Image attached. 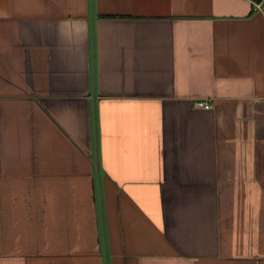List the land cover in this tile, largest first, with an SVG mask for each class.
Wrapping results in <instances>:
<instances>
[{
    "label": "crops",
    "instance_id": "crops-1",
    "mask_svg": "<svg viewBox=\"0 0 264 264\" xmlns=\"http://www.w3.org/2000/svg\"><path fill=\"white\" fill-rule=\"evenodd\" d=\"M0 264H264V10L0 0Z\"/></svg>",
    "mask_w": 264,
    "mask_h": 264
},
{
    "label": "built area",
    "instance_id": "built-area-1",
    "mask_svg": "<svg viewBox=\"0 0 264 264\" xmlns=\"http://www.w3.org/2000/svg\"><path fill=\"white\" fill-rule=\"evenodd\" d=\"M255 7L262 11L264 10V0H262L261 2L259 3H255ZM193 104L196 108H202L204 110H211L212 109V105L209 104L207 101L205 100H196V101H193Z\"/></svg>",
    "mask_w": 264,
    "mask_h": 264
},
{
    "label": "trees",
    "instance_id": "trees-1",
    "mask_svg": "<svg viewBox=\"0 0 264 264\" xmlns=\"http://www.w3.org/2000/svg\"><path fill=\"white\" fill-rule=\"evenodd\" d=\"M252 3L254 2V3H259V2H261L262 0H250Z\"/></svg>",
    "mask_w": 264,
    "mask_h": 264
}]
</instances>
